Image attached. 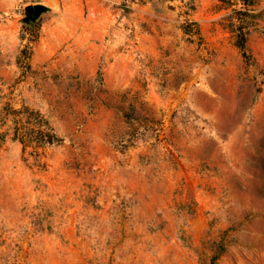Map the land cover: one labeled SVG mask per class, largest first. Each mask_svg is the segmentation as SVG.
Listing matches in <instances>:
<instances>
[{
    "label": "rangeland",
    "instance_id": "1",
    "mask_svg": "<svg viewBox=\"0 0 264 264\" xmlns=\"http://www.w3.org/2000/svg\"><path fill=\"white\" fill-rule=\"evenodd\" d=\"M0 264H264V0H0Z\"/></svg>",
    "mask_w": 264,
    "mask_h": 264
},
{
    "label": "water",
    "instance_id": "2",
    "mask_svg": "<svg viewBox=\"0 0 264 264\" xmlns=\"http://www.w3.org/2000/svg\"><path fill=\"white\" fill-rule=\"evenodd\" d=\"M50 9L41 4H34L31 6L25 7L26 17L23 19L24 23H27L28 20H35L39 18L42 14L48 13Z\"/></svg>",
    "mask_w": 264,
    "mask_h": 264
},
{
    "label": "trees",
    "instance_id": "3",
    "mask_svg": "<svg viewBox=\"0 0 264 264\" xmlns=\"http://www.w3.org/2000/svg\"><path fill=\"white\" fill-rule=\"evenodd\" d=\"M243 2V4L245 5H248L249 2L251 0H241ZM188 25H196V23H189V24H186L185 26H188ZM243 33H239L238 37H237V44L239 46V48L243 49ZM42 136H43V140H46L47 143H50V144H54V143H57L60 141L59 137H56L55 135H51L49 133H42Z\"/></svg>",
    "mask_w": 264,
    "mask_h": 264
},
{
    "label": "flooded vegetation",
    "instance_id": "4",
    "mask_svg": "<svg viewBox=\"0 0 264 264\" xmlns=\"http://www.w3.org/2000/svg\"><path fill=\"white\" fill-rule=\"evenodd\" d=\"M26 15V14H25ZM36 21V19L35 20H28V22L27 23H33V22H35Z\"/></svg>",
    "mask_w": 264,
    "mask_h": 264
}]
</instances>
